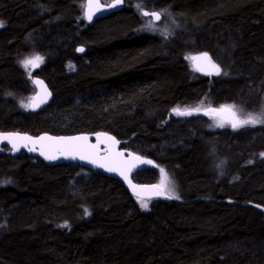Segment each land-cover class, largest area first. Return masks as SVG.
Listing matches in <instances>:
<instances>
[{"label":"trees","instance_id":"trees-1","mask_svg":"<svg viewBox=\"0 0 264 264\" xmlns=\"http://www.w3.org/2000/svg\"><path fill=\"white\" fill-rule=\"evenodd\" d=\"M123 1L89 25L85 0H0V131L106 132L162 166L179 199L144 209L97 171L0 154L11 180L0 188V264H264V127L202 134L199 116L173 112L203 99L258 110L264 0H159L181 24L156 36L128 6L136 0ZM203 53L220 74L192 67ZM35 55L52 99L32 112L19 105L31 92L20 62ZM158 177L156 167L132 175Z\"/></svg>","mask_w":264,"mask_h":264},{"label":"water","instance_id":"water-1","mask_svg":"<svg viewBox=\"0 0 264 264\" xmlns=\"http://www.w3.org/2000/svg\"><path fill=\"white\" fill-rule=\"evenodd\" d=\"M141 1V0H136ZM146 1V0H143ZM101 4V10L95 12L93 15V18L91 21H89L86 16L85 12L87 10L88 0H85V6H84V18L85 22L89 25H92L96 19L103 18L108 16L109 14L113 12H117L122 9L124 5V1L115 7H108L110 4H114L115 0H111L110 2H104L102 0H99ZM152 12L157 11H151L149 12V16L151 17ZM161 20V18H160ZM158 21H154L158 23ZM79 52V51H78ZM81 53V52H79ZM195 57H202V54L196 55ZM213 62V61H212ZM192 67L199 72L200 74L204 75H213L215 74V71L211 69V67L208 65L206 60L203 59H192L191 61ZM202 68L203 71H198L197 68ZM211 74H207V73ZM31 81L34 85L35 92L33 94V97L30 101V104H39L38 107H29L30 111H39L42 108H44L46 105H48L52 99V92L50 88L47 86L46 82L37 75H33L31 77ZM36 81H42V83H36ZM34 98V99H33ZM43 101V102H41ZM9 133H16L20 136H28L31 137V141H23L20 142V147L18 151L12 150V145L9 144L6 140L0 141V154H9L11 156H15L21 152H24L27 156L38 158L43 162L44 165L51 166L56 164H63V163H74L78 164L86 169L97 171L101 174H103L106 177H112L117 179L124 187L125 189L135 198H137V195L134 194L133 188L130 187L129 181L132 185L137 186V191H140V195L143 199H153V198H160L165 196H157L153 194V191L151 190V186L157 185V182H136L132 179V175L140 170L149 169L154 167V161L144 155L135 153L128 149H122L119 146V143L113 144L112 141L107 140L106 137L101 136L97 137V133H106L102 131H94V132H77V133H61V134H53L49 132H41L38 134H30L27 132H22L18 130H9V131H0V134H9ZM108 136L113 137L112 135L106 133ZM79 136H87L88 140L86 142L80 141L78 143L81 144H87V145H96V148H88L85 152V155H89L91 158H99V157H108L107 160H99L98 162H103L108 165H112L113 162H115L118 165V171L109 172L106 171L105 168L97 167L95 164L90 163L88 159L81 160L79 156L77 158L73 159L71 156H65L60 153L58 150L61 146V142L58 138L64 137H79ZM40 137H51L52 139H44L40 140ZM114 138V137H113ZM115 139V138H114ZM116 140V139H115ZM35 141V143H33ZM102 141V142H101ZM117 141V140H116ZM24 143H27V147H24ZM34 147L35 151H29V148ZM41 151L45 152L46 155H55L56 159H46L44 155H41ZM123 153V157H117L116 153ZM129 153H132L134 155H138L146 160L153 161V164H141L139 162H133L131 158L129 157ZM124 161H127L128 163H124ZM134 163L135 166L131 168V170H128L129 164ZM120 172H124V175L127 176V180L124 178V175H121Z\"/></svg>","mask_w":264,"mask_h":264},{"label":"snow or ice","instance_id":"snow-or-ice-1","mask_svg":"<svg viewBox=\"0 0 264 264\" xmlns=\"http://www.w3.org/2000/svg\"><path fill=\"white\" fill-rule=\"evenodd\" d=\"M123 0H115L114 4L108 5V7H115L116 5L122 3ZM137 7L141 9V14L144 16H148L149 13L143 11V0H141L140 3H138ZM101 10V4L99 0H88V5H87V10L85 12L86 18L91 21L93 18V15L95 12ZM166 11L164 13L161 12H152L151 13V19L146 21L145 23V29H152L153 28V22L160 20L162 15H166ZM0 26L2 25V22H0ZM84 49L83 48H78L77 51L82 52ZM43 57L39 55L32 56L30 58H25L21 60V65L26 69H34L40 66V64L43 63ZM192 59H203L206 60L208 65L215 71L216 74H220V68L212 62L211 58L208 56L207 53H203L202 57H193ZM70 68L73 66H69ZM198 71H203L202 68H197ZM207 74H211L210 72ZM36 83H42V81H36ZM34 99V98H33ZM43 102V101H41ZM203 103V102H201ZM24 107H38L39 104H24ZM201 108L197 107L194 109H189V108H184L181 109L180 107L174 108L173 112L177 116H190L194 112H200ZM239 109L236 108L235 105H222L220 108H211L209 107L208 109L204 110V114L208 115L209 113H216V114H226L222 115L221 119L217 122L216 127H224L226 124L230 125L233 130H237L239 128L251 125L255 126L257 124H264V118H262L261 115H254L252 113H248L246 116H241L239 114ZM97 137L104 136L106 137L107 140L112 141L113 144L119 143L116 141L113 137L108 136L106 133H97ZM40 140L44 139H52L51 137H40ZM59 141L61 142V146L58 149L62 155L71 156L73 159L79 158L81 160L88 159L90 163L95 164L97 167L105 168L106 171L109 172H114L118 171V165L113 162L112 165L105 164L103 162H98L99 160H107L108 157H99L97 158H91L89 155H85V152L87 149L90 148H96V145H87L78 143L80 141L86 142L88 140L87 136H79V137H61L58 138ZM6 140L9 144L12 145V150L13 151H18L20 147V142L23 141H31L32 138L28 136H20L19 134L16 133H9V134H0V141ZM102 142V141H101ZM35 143V141H33ZM24 147H27V143H24ZM29 151H35L36 149L34 147L29 148ZM41 155H44L46 159H56L55 155H46L45 152L41 151ZM117 157H123V153H116L115 154ZM129 157L133 162H139L141 164H153V161L151 160H146L138 155H134L132 153L128 154ZM261 156L264 157V153H261ZM124 163H128L127 161H124ZM251 163V161H249ZM135 164H129L128 170L130 171L132 167H134ZM217 167H220V165H217ZM160 173H161V180L160 183L157 185L151 186V190L153 191L154 195L157 196H165L168 199H179L178 195L174 194V181L171 180L169 177L168 173L164 168H160ZM121 175H124V172H120ZM124 178L127 180V176L124 175ZM11 181H0V183H10ZM130 187L133 188L134 194L137 195V198L140 202L141 208L147 209L148 204L147 202L141 197L140 191H137V186L132 185L131 182L129 181ZM85 214H89L88 209H85ZM61 227H67V224L61 225Z\"/></svg>","mask_w":264,"mask_h":264},{"label":"rangeland","instance_id":"rangeland-1","mask_svg":"<svg viewBox=\"0 0 264 264\" xmlns=\"http://www.w3.org/2000/svg\"><path fill=\"white\" fill-rule=\"evenodd\" d=\"M104 2H109L111 0H102ZM159 0H152L150 1V4L147 3V1H143V11L147 12V11H157V12H161V13H164L166 11V15H162L161 16V20L156 23V22H153V28L152 29H145V23L146 21L150 20L151 17L148 15V16H144L141 14V9H139L137 7L138 3H140L141 1H136V2H133L131 4H129L128 6H131L133 7L135 10H136V14H138L140 17H142V27L143 29L149 33V34H153V35H157L158 33H162L164 35H169V33H171L172 31L174 32V30L179 27V25L181 24L178 20L176 21L174 19V14H172L169 10L168 7H166L165 5H157L155 6L154 3H159L158 2ZM175 20V21H174ZM141 29V27L139 28V30ZM178 29V28H177ZM179 31V29H178ZM155 33V34H154ZM30 58V57H28ZM41 65V64H40ZM22 66V65H21ZM23 70H24V73H25V76L26 78L29 80V83L31 85L30 89H31V92L30 94L22 97L19 99V105L21 107L22 110L24 111H28L29 110V107H24L23 105L24 104H30V101L32 99V96H33V93H34V90H33V84L31 82V77L33 75V72L38 68H34V69H30V70H26L23 66H22ZM203 102V103H201ZM222 105H235V104H232V103H227V104H221V105H218V106H212L210 105L208 102H206L205 99H203L202 101L198 102L197 104H194L193 106H189L188 108L189 109H194V108H201V111L200 112H194L192 115L188 116L189 118H194V117H198L201 119V121H204V123L206 122V129L208 130H221V129H227V128H230L232 129V127L230 125H225L224 127H216V124L217 122L221 119L222 115H226V114H216V113H209L208 115H205L204 114V110L208 109L209 107L211 108H220ZM236 106V105H235ZM237 109H239V114L241 116H246L248 113H252L254 115H261L262 118H264V95H263V100H262V103L260 105V107L258 108L257 111H253V112H247L246 113V110H242L240 108H238L236 106ZM246 127H251V128H256V127H264V124H257L255 126H251V125H248V126H245V127H242V128H246ZM240 129V128H239ZM157 168L158 170V174H159V177H158V180H157V183L159 184L160 183V180H161V173H160V168H163L162 166H154ZM169 177L171 178L172 181H174L172 179V177L169 175ZM10 180V178H8ZM7 178H2L0 179V181H6ZM11 181V180H10ZM8 184V183H7ZM10 184V183H9ZM6 186V183H0V188L1 187H4ZM174 194L175 195H178V188L176 186V183L174 182ZM147 199H145L146 201ZM148 204V203H147Z\"/></svg>","mask_w":264,"mask_h":264},{"label":"bare ground","instance_id":"bare-ground-1","mask_svg":"<svg viewBox=\"0 0 264 264\" xmlns=\"http://www.w3.org/2000/svg\"><path fill=\"white\" fill-rule=\"evenodd\" d=\"M154 34H155V33H154ZM159 34H160V33H159ZM155 36H156V35H155ZM158 36H159V35H158ZM161 37H162V35H161ZM158 38H159V37H158ZM160 39H161V38H160ZM78 48H82V47H78ZM78 48H76V53H77L78 55L83 54V51H84V50H83L81 53H79V52L77 51ZM216 93H217V92H216ZM237 98H238V97H237ZM235 99H236V98H235ZM249 100H250V99H249ZM252 103H253V100H252ZM252 103H251V104H252ZM247 104H250V102H249V103L247 102ZM175 107H176V104H175ZM168 114H169V113H168ZM169 116H170V115H169ZM174 119H175V118H174ZM174 121H176V120H174ZM197 121H199V120H197ZM172 122H173V120H172ZM193 122H195V121H193ZM191 123H192V122H191ZM178 124H179V122H178ZM194 124H195V123H194ZM170 125H171V124H170ZM172 125H173V124H172ZM172 125H171V126H172ZM174 125H175V124H174ZM185 125H186V124H185ZM188 125H189V123H188ZM190 125H191V124H190ZM197 125H198V127H199L201 133H202V132H203V133L206 132V130H207V129H206V122L204 123V121H202V122L199 121V122L197 123ZM168 126H169V125H168ZM176 126H177V124H176ZM181 126H182V125H181ZM179 127H180V125H179ZM193 127H195V126H193ZM196 127H197V126H196ZM196 127H195V130L198 128V127H197V128H196ZM165 128H166V127H165ZM173 128H174V127H173ZM186 128H187V127L185 126V129H186ZM178 129H179V131H181L180 128H178ZM178 129H177V132H178ZM185 129H184V130H185ZM173 130H174V129H173ZM175 131H176V130H175ZM198 131H199V130H198ZM257 131H258V130H257ZM211 132H213V131H211ZM211 132H210V134H211ZM262 132H264V131L262 130ZM180 133H181V132H180ZM203 133H202V134H203ZM218 133H219V132H218ZM212 134H213V133H212ZM219 134H220V133H219ZM223 134H224V133H223ZM258 134H259V133H258ZM262 134H264V133H262ZM170 135H171V133H170ZM208 135H209V134H208ZM208 135H207V136H208ZM214 135H215V134H214ZM226 136H227V135H226ZM257 136H258V135H257ZM205 137H206V136H205ZM258 137H261V136H258Z\"/></svg>","mask_w":264,"mask_h":264},{"label":"flooded vegetation","instance_id":"flooded-vegetation-1","mask_svg":"<svg viewBox=\"0 0 264 264\" xmlns=\"http://www.w3.org/2000/svg\"><path fill=\"white\" fill-rule=\"evenodd\" d=\"M151 11H152V10H150V11H147V12L149 13V12H151Z\"/></svg>","mask_w":264,"mask_h":264}]
</instances>
